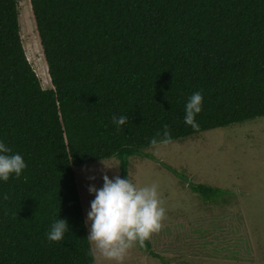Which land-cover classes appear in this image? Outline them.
Wrapping results in <instances>:
<instances>
[{
    "label": "trees",
    "instance_id": "trees-1",
    "mask_svg": "<svg viewBox=\"0 0 264 264\" xmlns=\"http://www.w3.org/2000/svg\"><path fill=\"white\" fill-rule=\"evenodd\" d=\"M23 1L0 0V141L28 165L0 181V264H93L75 169L117 159L127 178L165 124L176 142L264 117V0H29L47 84L28 59ZM195 92L198 130L184 122ZM114 115L128 120L118 129ZM166 168L221 204L220 188ZM59 218L70 232L50 242ZM164 225L143 252L257 263L240 211Z\"/></svg>",
    "mask_w": 264,
    "mask_h": 264
},
{
    "label": "rangeland",
    "instance_id": "rangeland-1",
    "mask_svg": "<svg viewBox=\"0 0 264 264\" xmlns=\"http://www.w3.org/2000/svg\"><path fill=\"white\" fill-rule=\"evenodd\" d=\"M22 37L27 45L28 59L42 82H49L48 68L36 38L29 0L20 4ZM33 32V34H32ZM148 158L133 157L128 166L134 180L141 186L157 184L167 209L165 222L198 217L224 211H240L246 218L252 238L256 264H264V117L239 125L215 129L146 151ZM114 167L110 178L121 174L120 161L105 160ZM184 173L188 182L207 184L225 192L221 204L206 202L193 193L166 167ZM101 162L75 169L83 210L87 219L94 195L88 188L103 185ZM95 176V180L89 177ZM88 227V226H87ZM89 231V227H88ZM158 259L140 247L131 250L126 264H235L222 260L165 256Z\"/></svg>",
    "mask_w": 264,
    "mask_h": 264
},
{
    "label": "clouds",
    "instance_id": "clouds-1",
    "mask_svg": "<svg viewBox=\"0 0 264 264\" xmlns=\"http://www.w3.org/2000/svg\"><path fill=\"white\" fill-rule=\"evenodd\" d=\"M204 97L201 92L191 95L185 105V123L198 130L196 117L203 111ZM128 120L127 116H113L112 122L121 128ZM159 138V139H158ZM150 146L159 148L172 143L169 126H163V132H157L149 141ZM103 165V185L99 188L92 184L88 191L94 195L87 213L86 225L89 227L87 241L93 264H126L132 249L143 248L146 242L164 229L167 209L158 189V185L138 184L131 173L127 178L119 174L110 178L107 174L114 167L100 158ZM24 158L13 153L3 141H0V181L7 183L13 176L19 179L27 169ZM95 180V176L89 177ZM4 199H9L7 195ZM70 232L66 219H57L46 234L50 242L61 243L65 234Z\"/></svg>",
    "mask_w": 264,
    "mask_h": 264
}]
</instances>
